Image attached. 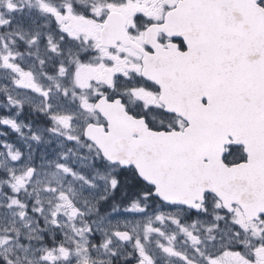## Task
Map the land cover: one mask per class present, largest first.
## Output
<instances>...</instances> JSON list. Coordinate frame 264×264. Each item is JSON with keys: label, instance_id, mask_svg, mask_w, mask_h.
Segmentation results:
<instances>
[{"label": "snow or ice", "instance_id": "obj_1", "mask_svg": "<svg viewBox=\"0 0 264 264\" xmlns=\"http://www.w3.org/2000/svg\"><path fill=\"white\" fill-rule=\"evenodd\" d=\"M0 264H264V0H0Z\"/></svg>", "mask_w": 264, "mask_h": 264}]
</instances>
